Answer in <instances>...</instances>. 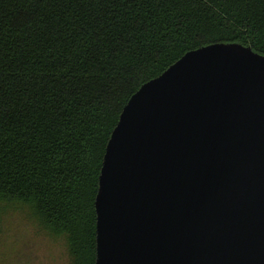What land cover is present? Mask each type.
Wrapping results in <instances>:
<instances>
[{
	"label": "trees",
	"instance_id": "obj_1",
	"mask_svg": "<svg viewBox=\"0 0 264 264\" xmlns=\"http://www.w3.org/2000/svg\"><path fill=\"white\" fill-rule=\"evenodd\" d=\"M214 43L264 55V0H0V264L32 263L31 228L71 264H96L99 178L124 106Z\"/></svg>",
	"mask_w": 264,
	"mask_h": 264
},
{
	"label": "water",
	"instance_id": "obj_2",
	"mask_svg": "<svg viewBox=\"0 0 264 264\" xmlns=\"http://www.w3.org/2000/svg\"><path fill=\"white\" fill-rule=\"evenodd\" d=\"M95 209L96 264H264V55L214 43L144 83Z\"/></svg>",
	"mask_w": 264,
	"mask_h": 264
},
{
	"label": "rangeland",
	"instance_id": "obj_3",
	"mask_svg": "<svg viewBox=\"0 0 264 264\" xmlns=\"http://www.w3.org/2000/svg\"><path fill=\"white\" fill-rule=\"evenodd\" d=\"M17 216L19 215L17 214L16 217ZM23 221V217L20 216L16 219H9L6 225L10 229L15 231V228L17 227L18 223H22ZM29 233L30 237L32 236L34 241L37 242V246L33 247L34 249H28L25 251V253L29 254V256L30 253L34 255L33 260H31V264H71L66 245L62 240L47 238L42 234L38 235V233L35 230H32V228L29 229ZM20 246L23 248V245ZM20 246L18 245L16 248V245L12 246L11 244H9V248H12L11 251L13 255L16 251L20 249ZM24 259L20 261V264H26Z\"/></svg>",
	"mask_w": 264,
	"mask_h": 264
}]
</instances>
